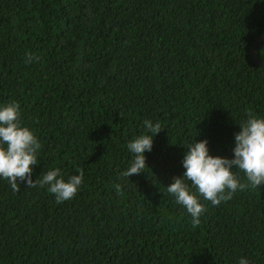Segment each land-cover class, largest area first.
I'll return each instance as SVG.
<instances>
[{"label":"trees","instance_id":"16d2710c","mask_svg":"<svg viewBox=\"0 0 264 264\" xmlns=\"http://www.w3.org/2000/svg\"><path fill=\"white\" fill-rule=\"evenodd\" d=\"M263 30L264 0H0V105L41 144L32 178L84 173L63 203L0 178V264H264V185L201 197L197 227L167 193L184 146L232 159L246 110L264 117ZM145 120L148 167L121 176Z\"/></svg>","mask_w":264,"mask_h":264},{"label":"clouds","instance_id":"9594fccd","mask_svg":"<svg viewBox=\"0 0 264 264\" xmlns=\"http://www.w3.org/2000/svg\"><path fill=\"white\" fill-rule=\"evenodd\" d=\"M32 59L29 54L27 62ZM246 111L247 118L238 123L240 131L235 134L234 158L210 155L207 140H195L184 146L188 149L182 161L186 171L182 177L173 178L167 186V193L186 209L193 227L199 226L200 217L206 211L205 205L200 202L201 197L211 205L219 206L231 200L237 191L264 185V117ZM143 123L146 132L127 145L133 159L121 176L129 178L148 167L145 152L152 150L154 137L163 129L159 122L153 124L151 120H145ZM40 149L36 134L22 121L19 103L10 101L0 105V178L6 180L13 191H19L22 182L28 188L47 186V191L55 196L57 203L75 198L83 183L82 169L78 175H72L67 180L59 168L43 172L33 180L34 166L39 165ZM233 169L243 172L247 182L242 183ZM114 187L117 194H121V186L116 184ZM238 264H249V261L241 257Z\"/></svg>","mask_w":264,"mask_h":264},{"label":"water","instance_id":"95a60500","mask_svg":"<svg viewBox=\"0 0 264 264\" xmlns=\"http://www.w3.org/2000/svg\"><path fill=\"white\" fill-rule=\"evenodd\" d=\"M263 39H264V30L256 36L255 41H254V44L251 47V54H252V57L254 58V60L257 63H259L260 65H263L264 66V60L261 59L258 56V53H257L258 45L263 41Z\"/></svg>","mask_w":264,"mask_h":264}]
</instances>
